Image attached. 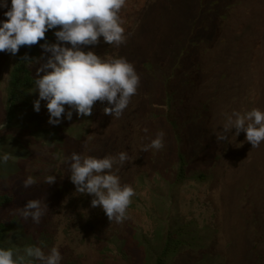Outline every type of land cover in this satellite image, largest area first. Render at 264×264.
<instances>
[{"label": "rangeland", "instance_id": "374dc122", "mask_svg": "<svg viewBox=\"0 0 264 264\" xmlns=\"http://www.w3.org/2000/svg\"><path fill=\"white\" fill-rule=\"evenodd\" d=\"M10 8L11 0L0 7V22ZM119 15L126 43L116 47L100 37L98 45L81 46L134 65L140 84L119 118L102 111L114 105L97 101L91 116L74 111L71 120L66 105L62 122L51 125L47 101L34 110L37 90L28 111L6 125L11 72L34 45L21 46L15 56L0 52V157L12 150L24 156L7 162L9 172L19 174L1 181V190H26L24 202L47 204L40 223L28 221L54 237L60 264H152L159 233L180 225L200 231L201 243L169 264H264V142L253 148L235 129L228 141L217 142L215 134L234 111H264V0H126ZM39 44L43 63L51 53ZM39 67H30L35 77ZM38 130L45 131L41 138ZM161 131L163 149L142 151ZM180 149L188 179L174 185ZM73 152L97 158L128 153L130 160L114 167L121 184L135 191L122 223L91 207V194L76 192L61 162ZM29 175L37 183L24 188ZM48 175L55 183L44 182Z\"/></svg>", "mask_w": 264, "mask_h": 264}, {"label": "clouds", "instance_id": "9594fccd", "mask_svg": "<svg viewBox=\"0 0 264 264\" xmlns=\"http://www.w3.org/2000/svg\"><path fill=\"white\" fill-rule=\"evenodd\" d=\"M126 0H11V8L4 13L6 20L0 22V52L15 56L21 46L37 45L46 39V32L52 29L56 43L41 45L45 53H51L46 62L44 57L22 58L32 67L40 64L34 78L33 93L38 90L39 98L34 101V110L39 112L41 101H47L48 123L59 125L66 113L68 120L75 111L79 116H91L97 101H107L114 107H104L105 115L122 116L136 94L140 77L134 65L123 57H101L94 51H83L81 46L98 45L100 37L109 45L119 47L126 43L127 36L122 27L120 11ZM0 7L8 8V0H0ZM71 47L66 46L67 44ZM43 74V75H41ZM159 108L160 105H153ZM235 129V135L246 133V140L253 148L264 142V111L252 108L249 111L226 115L223 131L215 133L217 142L228 141V134ZM164 132H158L155 139L144 145L142 151L161 150L164 147ZM13 157L5 153L0 162L7 163ZM130 160L127 152L97 158L73 152L62 159L68 166L71 182L79 194H91V207H102L111 223H122L127 219V209L134 189L121 184L114 167L123 166ZM56 176L48 175L44 182L55 183ZM29 175L22 186L29 188L36 184ZM48 206L39 199H30L26 206L18 209L25 220L40 223ZM58 248L53 246L47 253L35 245L26 246L21 254L18 250L0 248V264H60Z\"/></svg>", "mask_w": 264, "mask_h": 264}, {"label": "trees", "instance_id": "16d2710c", "mask_svg": "<svg viewBox=\"0 0 264 264\" xmlns=\"http://www.w3.org/2000/svg\"><path fill=\"white\" fill-rule=\"evenodd\" d=\"M57 29H52L46 32V39L41 40L39 45L47 43H56L57 39L54 35ZM29 58L35 59L41 57V50L39 46L34 45L27 53ZM34 56V57H33ZM34 72L31 70L27 62L23 59H18L13 67L10 75V80L7 86V103H6V125H13L19 118V116L30 108L32 101H34ZM35 137L43 136L45 131L38 130ZM53 131L47 130L48 135H52ZM48 142H52V137H47ZM14 159L24 157L23 155H16L15 152L8 151ZM187 161L183 153V150H179L177 153V170L174 176V185L184 183L188 179L187 175ZM10 171L8 164L0 162V182L7 180L19 173ZM18 178L21 175L17 176ZM200 180H206L205 176L201 174L198 176ZM173 185V186H174ZM0 185V248L12 249L14 252L17 250L22 254L23 249L26 246L35 245L40 246L45 252H48L50 247H53L54 237L47 232L44 228H31V221H25L18 212L19 207H25L27 202H24V194H20L15 191L13 194L2 191ZM173 191L171 189L170 195L173 197ZM28 195V194H27ZM26 203V204H25ZM23 204H25L23 206ZM18 207L13 211L12 216L9 212L13 210L14 206ZM190 226H177L175 229H171L168 232L163 230L159 233L161 236L159 239L161 248L158 255L154 258L152 264H169V262L184 248L194 249L197 248V243H201L199 238V232L193 230ZM203 243V242H202ZM142 244H146L142 240ZM148 245V244H147ZM202 244H200L201 246ZM199 246V247H200ZM152 252L151 247L147 248V254ZM33 264H39V261H33ZM72 264V263H68Z\"/></svg>", "mask_w": 264, "mask_h": 264}]
</instances>
